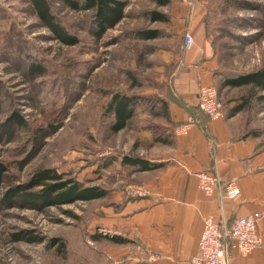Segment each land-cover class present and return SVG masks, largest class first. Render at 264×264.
I'll use <instances>...</instances> for the list:
<instances>
[{
    "label": "rangeland",
    "instance_id": "374dc122",
    "mask_svg": "<svg viewBox=\"0 0 264 264\" xmlns=\"http://www.w3.org/2000/svg\"><path fill=\"white\" fill-rule=\"evenodd\" d=\"M52 3L63 25L80 38L78 44L56 39L29 0H0V162L7 168L0 188V264L102 263L100 251L109 240L101 238L94 245L93 234H104L98 216L107 214L117 192L138 186L122 157L147 152L149 132L165 134L151 114L162 107L161 100L174 96L184 51L188 22L176 17L178 0H127L125 17L101 39L92 35L89 12L73 10L60 0ZM196 4L207 17L215 85L225 106L246 102L247 130L264 136V91L221 85L224 78L264 66V0ZM193 22L191 33L198 41L188 52L205 48L209 55L203 19ZM143 31L154 37H138ZM36 65L44 69L41 75L31 71ZM121 94L135 99L136 113L127 128L114 133L108 106ZM15 113L26 125L12 120ZM41 168L104 188L108 195L61 206H8V191L29 183ZM15 234L44 241L16 240ZM53 237L66 241V255L47 246Z\"/></svg>",
    "mask_w": 264,
    "mask_h": 264
},
{
    "label": "crops",
    "instance_id": "0c3cea01",
    "mask_svg": "<svg viewBox=\"0 0 264 264\" xmlns=\"http://www.w3.org/2000/svg\"><path fill=\"white\" fill-rule=\"evenodd\" d=\"M197 2L187 21V30L191 33L193 19L197 23L201 18L208 39L206 15L196 6ZM193 38L194 46L198 40L195 35ZM208 41L209 55L205 48L196 54L184 49L174 79V96L164 99L167 104L158 113L152 111L156 118L153 122L166 129L161 134L168 142H156L149 132L147 152H139L138 156L161 165L152 170H137L128 165L131 182L142 188L143 193L117 192L107 214L98 216L104 233L130 240L124 244L109 241V246L100 251L103 252L100 264H191L198 251L203 216L212 214L217 220L232 223L256 212L262 214L259 232L263 246L248 256L230 247L229 264H264V136L247 130L246 102L226 105L225 115L220 119L199 115V121L188 134L175 133L178 125L197 115L199 87L215 85L218 79L214 45ZM201 171L217 173L224 183L235 181L240 188L239 196L223 201L217 194L207 197L198 186L197 174ZM93 241L95 245L101 238Z\"/></svg>",
    "mask_w": 264,
    "mask_h": 264
},
{
    "label": "trees",
    "instance_id": "16d2710c",
    "mask_svg": "<svg viewBox=\"0 0 264 264\" xmlns=\"http://www.w3.org/2000/svg\"><path fill=\"white\" fill-rule=\"evenodd\" d=\"M66 6L77 11H87L90 13V29L96 39H101L103 35L111 28L115 27L126 15L125 11L128 6L127 0H60ZM165 2L166 0H158ZM37 17L42 25L48 28L56 39L66 45H75L80 42V38L70 33L65 25L58 18L54 10L52 0H29ZM153 17H158L156 12L151 13ZM207 17L205 18V24ZM150 31L138 33V37H154ZM31 71L34 73H43L44 69L40 66H32ZM221 85L231 87L248 86L256 91H264V66L258 70L239 74L234 77L224 78ZM219 89V88H218ZM251 90V91H252ZM264 99V96L260 97ZM247 101V99L245 100ZM162 105L167 104L166 100H161ZM135 99L128 95H115L109 103L108 110L113 119L110 122V130L117 133L124 129L129 120L135 114ZM161 108L153 110L158 113ZM237 109V108H236ZM12 120L18 125L24 126L26 122L22 117L15 113ZM156 142L167 143L168 139L160 134H154ZM112 161L105 163L108 166ZM122 163L130 165L137 170H152L161 164L146 160L138 155L127 154L122 157ZM7 168L0 162V188L5 182ZM40 187L38 190L35 188ZM108 191L99 186H86L73 178H65V175L52 168L38 169L32 176L29 183L11 188L4 201L10 207L18 206L23 203L30 207H50L61 206L63 204L74 203L76 201H89L106 197ZM93 239L106 238L111 242L124 244L130 240L120 235H110L109 233L93 234ZM16 240H26L29 242H42L38 236H24L15 234ZM48 247H56L57 251L66 255V241L61 237H53L49 240Z\"/></svg>",
    "mask_w": 264,
    "mask_h": 264
},
{
    "label": "built area",
    "instance_id": "2783aa9c",
    "mask_svg": "<svg viewBox=\"0 0 264 264\" xmlns=\"http://www.w3.org/2000/svg\"><path fill=\"white\" fill-rule=\"evenodd\" d=\"M195 0H178L179 11L176 17L188 21ZM193 35L187 30L184 34V49L192 48ZM197 115L178 125L175 133L188 134L191 127L199 121V115L204 114L211 120L223 118L225 104L215 85H202L198 89L196 101ZM198 186L207 197L236 199L240 188L235 181L222 182L219 175L213 171H201L197 174ZM142 188L130 187V195L142 194ZM262 214L256 212L236 218L232 223L217 220L212 214L203 216V229L198 241V251L190 260L191 264H229V248H235L243 256L250 255L254 250L263 246V237L259 232Z\"/></svg>",
    "mask_w": 264,
    "mask_h": 264
}]
</instances>
